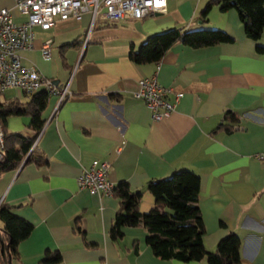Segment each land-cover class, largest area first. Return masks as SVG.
<instances>
[{
  "label": "crops",
  "instance_id": "obj_1",
  "mask_svg": "<svg viewBox=\"0 0 264 264\" xmlns=\"http://www.w3.org/2000/svg\"><path fill=\"white\" fill-rule=\"evenodd\" d=\"M16 1L0 0V9H9L20 22ZM207 1L166 0L167 8L152 16L100 23L91 30L89 13L79 21H56L50 30L35 28L31 50L21 51L23 62L57 84L66 83L70 92L58 107V98L49 97L46 124L35 142L48 165L23 161L0 176V204L13 205L33 224L12 264H43L47 249L60 251L58 264H207L206 259L186 263L155 256L141 226L123 228V238L112 241L109 230L119 199L77 185L82 170L103 160L111 162L110 182L126 181L133 192L142 190L139 207L146 213L155 201L145 190L149 180L194 170L208 250L235 232L242 240L240 264H264V162L256 158L264 152V52L256 50L264 47V33L250 39L237 9L224 11L219 5L202 24L199 12ZM175 25L190 31L222 29L235 41L193 49L177 43L156 65L130 59L132 47ZM51 37L52 55L62 66L57 72L40 56L42 43ZM76 39L78 45L66 46ZM153 75L183 94L159 121L133 95L138 80ZM7 91L12 93L5 98ZM7 91L0 98L5 102L27 100L22 90ZM226 111L238 117L232 126L241 129L214 132ZM29 122L30 116L12 115L6 125L12 133L32 137Z\"/></svg>",
  "mask_w": 264,
  "mask_h": 264
},
{
  "label": "trees",
  "instance_id": "obj_2",
  "mask_svg": "<svg viewBox=\"0 0 264 264\" xmlns=\"http://www.w3.org/2000/svg\"><path fill=\"white\" fill-rule=\"evenodd\" d=\"M216 5L224 11L237 9L246 28V36L250 39L258 40L264 33V0H208L204 9L199 12L202 24L208 22L207 13ZM78 41L76 39L66 46L78 45ZM234 41L222 29L212 27L190 31L183 26L175 25L148 35L138 49L131 48L129 57L135 63L156 65L177 43L193 49L218 46L221 43L231 44ZM256 50L262 53L264 47L258 46ZM47 92V89H41L30 95L25 93L26 101L9 99L5 102L0 99V125L5 138L4 156L0 160V176L4 172L18 169L23 161L48 165V161L35 144L48 117L46 108L50 98ZM1 96L0 93V98ZM65 98L67 99V96ZM12 115L30 116L28 129L32 137L21 136L8 130L7 119ZM223 116L222 123L214 132L235 129L232 125L238 121V117L230 111H226ZM199 186V176L191 169H181L173 172L171 176L149 180L145 190L154 195L155 201L150 211L146 213L139 207L143 196L142 190L133 192L129 183L119 181L113 190V196L118 198L119 202L118 211L109 230L112 241L123 238V228L141 226L147 232L146 243L154 255L163 260L178 259L188 263L206 259L207 264H240L242 240L235 232L221 238L213 251L208 250L203 242L206 229L200 212ZM76 229L82 232L78 222ZM31 230L33 224L24 221L15 212L13 205L4 202L0 204V264H12L14 259L19 258L18 245L28 238ZM40 261L43 264H58L63 260L59 250L47 249Z\"/></svg>",
  "mask_w": 264,
  "mask_h": 264
},
{
  "label": "built area",
  "instance_id": "obj_3",
  "mask_svg": "<svg viewBox=\"0 0 264 264\" xmlns=\"http://www.w3.org/2000/svg\"><path fill=\"white\" fill-rule=\"evenodd\" d=\"M166 0H17L15 9L22 21L16 22L14 14L7 8L0 9V93L15 88L26 94L38 90H48V96L58 98L62 104L69 95V85H54L53 79L42 75L35 65L23 62L21 51L31 50L34 42V30H50L56 21H66L69 18L79 21L85 13L90 16V28L100 23H117L123 19H140L154 15L157 11L166 9ZM53 38L46 39L41 45V58L49 60L52 55ZM139 87L133 95L142 100L145 107L151 111L150 117L159 121L168 117L175 110L176 104L183 94L172 87L167 88L156 80V75L139 79ZM3 130L0 129V160L4 156ZM120 143L116 151L120 152ZM257 161L264 162V152L256 155ZM111 162L107 160L93 162L82 170L77 179V185L83 191L112 197L115 184L108 180Z\"/></svg>",
  "mask_w": 264,
  "mask_h": 264
},
{
  "label": "rangeland",
  "instance_id": "obj_4",
  "mask_svg": "<svg viewBox=\"0 0 264 264\" xmlns=\"http://www.w3.org/2000/svg\"><path fill=\"white\" fill-rule=\"evenodd\" d=\"M55 54L56 53H53V55H51V58L49 60H46L47 61V65H49L50 67V70L53 71V72H57L62 70L61 69V61L59 60L58 56L55 57ZM12 91H7V93L5 94V98H7L9 95H11Z\"/></svg>",
  "mask_w": 264,
  "mask_h": 264
},
{
  "label": "water",
  "instance_id": "obj_5",
  "mask_svg": "<svg viewBox=\"0 0 264 264\" xmlns=\"http://www.w3.org/2000/svg\"><path fill=\"white\" fill-rule=\"evenodd\" d=\"M53 83H54V85H56V84L58 83V80H57V81H54V80H53ZM235 128H236V129H239V128L241 129V127H235Z\"/></svg>",
  "mask_w": 264,
  "mask_h": 264
}]
</instances>
